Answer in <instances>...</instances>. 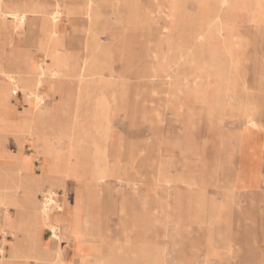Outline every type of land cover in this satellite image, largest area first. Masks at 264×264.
<instances>
[{"label": "rangeland", "instance_id": "374dc122", "mask_svg": "<svg viewBox=\"0 0 264 264\" xmlns=\"http://www.w3.org/2000/svg\"><path fill=\"white\" fill-rule=\"evenodd\" d=\"M20 1L0 0V133L10 151L34 153L38 109L54 128L48 137L76 132L70 142L50 139L61 188L53 196L60 206L48 205L49 225L70 211L81 220V252L100 264H264V0H27L61 10L55 23L68 68L46 56L44 22L12 28L9 13ZM29 62L46 69L38 88L35 76L23 80L40 102L30 91L13 93L1 71ZM26 157L17 158L27 182L18 201L40 207L47 186L33 185L48 177L33 174L51 155ZM251 170L248 191L238 180ZM16 216L10 209V225ZM72 247L67 241L68 260Z\"/></svg>", "mask_w": 264, "mask_h": 264}, {"label": "bare ground", "instance_id": "6f19581e", "mask_svg": "<svg viewBox=\"0 0 264 264\" xmlns=\"http://www.w3.org/2000/svg\"><path fill=\"white\" fill-rule=\"evenodd\" d=\"M226 1L227 0H223V3H225ZM60 13H61V10L58 7H55L51 11H46L45 6L43 5L33 4L27 0H21L17 9L14 12L9 13V18H10L11 26L16 32L23 30L24 28H26V26H28L30 30H33L34 28L37 27V24L39 22H44L46 24V29L43 32V34L49 36V40H50L49 47L46 50V56L57 67L65 68V66H67L68 68V65L71 63L72 60H71V57L68 54H66L67 52L62 53L60 51V49L65 46V41L62 36L63 33L61 34V31L57 29L56 27L57 25L55 23L56 18L59 16ZM33 59H36V58H33ZM87 67L88 66L86 64L81 65L79 67L81 75H84V73L87 72ZM1 71L14 84L13 93L16 91V89L20 88L22 93L25 94L26 92L25 90L30 91L32 94L36 96L37 101L39 102L41 101V97L39 94L35 93V89L32 90L31 88H29V86H26L23 84V80L27 77V75H31L33 77L35 76L36 78L35 88H38L40 86L42 77L45 75V72H46V69H44L41 63L29 62L26 64L25 69L18 68V69L11 70V71L2 69ZM6 83L8 82L6 81ZM23 87L25 88L23 89ZM43 115H44V111L42 109H38L37 112H35L34 114L35 120L33 124L31 125L30 135L34 138V142H36L39 145V150L28 155L29 158L36 156V154L38 155L40 154L41 156L51 155L50 162L47 165H44L45 168L43 167L44 168L43 173L49 174L51 177H48L47 180H45L46 179L45 178L42 181L41 180L37 181V183L33 185L35 189H39V187L42 184L44 185V183L47 186L45 193H43L45 197L44 198L45 202H42V205L40 207L38 206V202L35 203L36 205L34 204L33 206L27 205L26 202L20 203L16 197L17 191L19 190L20 187H27V182L24 181L23 174L21 173L23 169V161H21L20 163L17 161L18 156H20L21 160H23L26 155L23 154L22 151L17 150V149L14 152L10 151L9 147H10L11 142H6V143L3 142L4 145L2 148H0V154L4 152L8 154L10 153L12 155L11 157L15 160L14 162H0V226H1L0 228L3 234L1 238V243L3 246H0V253L3 254L5 246H8L11 252V255L20 256L25 261L33 260L35 264H42L45 259V254L47 250L44 251V249L40 245L41 242L47 241V240H43L41 237V232L44 228L50 229V237L48 241L51 240L55 244H57L58 241L60 240V236H59V233L56 227L54 225H49L47 221L48 212L50 210V208H48V205H50V203H54L55 205H58V201L55 200L53 196H55L58 188H61V183L59 179L55 176L57 173L60 172L58 157L52 150L50 139L59 138V139H64L65 141L70 142L72 140H75L76 138V132L73 128L72 129L71 128L70 129H60L56 131V133H54L52 137H48L46 135V130L47 129L54 130V128H52L51 125L47 126V123L46 124L44 123ZM1 118L0 120L2 122L3 120ZM43 173L39 174L40 177L43 175ZM106 175H107L106 171L103 169H100L95 175V177L97 179H100L101 181V179H103ZM44 190L45 189H43L41 192H44ZM10 209L19 210V218L16 219L12 225H10V220H11L10 219ZM7 234H10L12 236V239L10 241H7L5 238ZM231 236H232V233H231Z\"/></svg>", "mask_w": 264, "mask_h": 264}, {"label": "crops", "instance_id": "0c3cea01", "mask_svg": "<svg viewBox=\"0 0 264 264\" xmlns=\"http://www.w3.org/2000/svg\"><path fill=\"white\" fill-rule=\"evenodd\" d=\"M3 142H11V139L8 136H4L2 133H0V148L3 147ZM37 146V150H39V145L34 142ZM17 150H20L19 148H17ZM35 150V152L37 151ZM32 153H28L25 154L27 157L28 155H30ZM26 157V158H27ZM42 157V156H41ZM25 158V157H24ZM10 162H14L15 160L11 157ZM30 163L33 166V159H30ZM250 173L248 174H243L242 177L239 178L238 182H246L249 183V185L247 186H243V188H246L248 191H251L252 186L254 185L255 182V178L253 175V170L249 171ZM244 173V172H243ZM37 177H40L39 174H33ZM39 175V176H38ZM56 176V175H55ZM42 178L44 177H51L49 174H45L43 173V175L41 176ZM245 177V179L243 178ZM64 195L63 197L65 198L63 203L64 205L67 207L70 204V209L72 207V202L69 203L68 201V192L67 191H63ZM17 199L19 198V193L17 192L16 194ZM79 199V201H77V211L78 213L81 210V203H82V196L80 194V196H74V199ZM69 203V204H68ZM73 208H74V204H73ZM14 211H16V219L19 218V210L15 209ZM56 220V219H55ZM64 220H66L64 223H56L54 224V226L56 227L57 225H59L60 227H56V229L58 231H62V238L58 241L57 244H55L53 241H44L41 242V246L44 249V251H46L45 254V259L43 261V264H51V262H49L48 258H51L53 256V258H58L57 263L56 264H86L88 261H93V264H100V258L99 255L96 254H91V255H87L85 253H82L80 250V245L75 242L77 239V235L80 233L79 232V226H80V221L79 219H76L75 217H72V215H70V211L68 212L67 210H65V217ZM47 221L49 224H51L49 216H47ZM0 246H3L1 243V238L3 236L2 234V230L0 228ZM76 232L75 235H73L76 238H73V236L70 235V232ZM61 234V233H60ZM61 236V235H60ZM67 237V238H66ZM72 240L73 241V247H72V258L70 260L66 259L65 257V252H66V242ZM77 245V246H76ZM6 247V246H5ZM1 254V253H0ZM1 258H0V264H35L33 260H29V261H25L24 259H22L20 256H16V255H11V252L9 250V248L6 251L5 254V248H4V253L1 254ZM51 256V257H49ZM47 257V258H46ZM52 259V258H51ZM74 259L77 260V263H74ZM111 260V259H109Z\"/></svg>", "mask_w": 264, "mask_h": 264}]
</instances>
